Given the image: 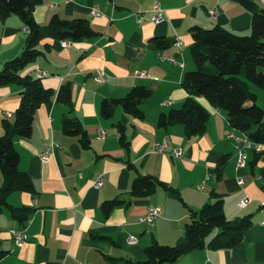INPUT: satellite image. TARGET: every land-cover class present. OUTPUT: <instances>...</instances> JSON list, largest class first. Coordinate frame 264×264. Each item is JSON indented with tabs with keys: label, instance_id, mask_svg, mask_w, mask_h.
Instances as JSON below:
<instances>
[{
	"label": "crops",
	"instance_id": "crops-1",
	"mask_svg": "<svg viewBox=\"0 0 264 264\" xmlns=\"http://www.w3.org/2000/svg\"><path fill=\"white\" fill-rule=\"evenodd\" d=\"M252 1L264 9L261 0ZM154 2L163 9L158 23L151 20ZM94 6L98 15L91 13ZM53 14L85 18L97 35L67 40V46L44 38L37 44L40 54L21 72L39 78L44 88L52 90V97L35 110L30 137L14 139L18 169L31 179L32 188L10 192L7 202L30 212L22 223L7 209L0 212V250L4 251L0 264H127L144 259L143 250L153 241L172 245L182 238L189 209L211 201V191L222 195L226 218L249 214L251 225L232 248L194 249L167 264H264V154L254 159L256 154L249 150L246 165L236 168L235 144L226 136L232 130L226 113L215 112L203 96L198 101L210 114L202 133L187 137L181 123L157 126L161 112L180 108L185 99L181 80L194 69L190 28L219 25L247 35L250 10L236 0H41L33 11L42 26ZM26 34L17 15L1 22L0 70L21 52ZM155 37L167 44L158 46ZM176 37L182 39L179 47L173 44ZM161 55H173L174 62L160 59ZM97 70L104 71L105 81H97ZM39 72L45 75L38 77ZM136 85L151 90L140 104L142 118L131 116L120 105L109 116L101 113L103 100L121 98ZM253 91L258 90L253 87ZM19 102L18 86H0V136L3 122L11 120L4 113H13ZM63 118L80 122L89 138L87 146L79 136L62 131ZM100 129L103 137L98 136ZM153 142L167 146L154 152ZM176 147L181 149L179 157L173 155ZM45 151L50 154L47 161L41 159ZM226 154L228 160L216 176L217 162ZM99 175L102 183L95 187ZM138 175L150 176L160 185L152 193L134 197L131 183ZM2 182L0 172V186ZM245 195L250 201L242 207L239 201ZM113 198L123 202L105 214L101 203ZM151 206L159 208V216L151 223L140 222ZM12 228L24 229L20 246L9 231ZM129 235L136 243H128Z\"/></svg>",
	"mask_w": 264,
	"mask_h": 264
},
{
	"label": "trees",
	"instance_id": "trees-1",
	"mask_svg": "<svg viewBox=\"0 0 264 264\" xmlns=\"http://www.w3.org/2000/svg\"><path fill=\"white\" fill-rule=\"evenodd\" d=\"M41 0H0V24L10 15H17L27 28L21 52L6 61L0 70V86L12 83L19 87L20 102L10 121L3 122L0 136V172L3 182L0 186V212L7 209L11 216L22 223L30 209L13 207L7 196L15 190H30L32 181L18 169L19 154L14 146L15 138H29L35 110L49 102L52 90L44 88L39 78L22 75V70L39 54L37 44L44 38L58 40H80L96 36L85 18H61L53 14L47 23L38 24L33 16L35 6ZM251 12V30L247 35H238L222 26L210 28L193 26L190 28L191 57L194 69L184 73L181 86L186 92L180 108H170L161 112L157 119L158 127L181 123L185 135L191 137L202 133L206 127L209 111L198 101L205 97L212 106L226 113L230 126L246 133L254 142L264 143V109L256 103V94L249 89L248 82L257 84L264 91V9L252 0H236ZM158 46L167 44L161 37H155ZM151 90L144 85L133 86L121 98L105 99L101 113L109 116L114 106L120 105L135 118H142L140 104L148 98ZM250 101L249 105L245 103ZM65 134L77 135L83 146L89 138L80 122L73 118H63L61 123ZM256 156L260 153H255ZM228 155H222L215 167L219 176ZM264 178V167L261 170ZM160 184L147 175L135 176L131 183V195L139 197L152 193ZM168 188L176 193L172 187ZM211 201L199 209H189V219L183 228V235L175 244H160L153 241L144 248V259L127 261V264H167L181 255L199 248H232L236 246L251 225L250 215L226 218L221 194L210 192ZM123 200L113 198L101 203V210L108 214ZM217 230L211 238L206 237ZM4 251L0 250V257Z\"/></svg>",
	"mask_w": 264,
	"mask_h": 264
},
{
	"label": "built area",
	"instance_id": "built-area-1",
	"mask_svg": "<svg viewBox=\"0 0 264 264\" xmlns=\"http://www.w3.org/2000/svg\"><path fill=\"white\" fill-rule=\"evenodd\" d=\"M262 3H264V0H261ZM152 17L151 20L154 23H158L159 21H161L163 19V9L160 6V4L158 2H154L152 5ZM215 10H211L210 14L214 15L215 14ZM91 13L92 15H98L99 11L97 9V7H92L91 8ZM137 21H141V17H137ZM26 32L28 31L27 28H25ZM62 41V45L63 46H67L68 45V41L67 40H61ZM173 44L175 46H181L182 44V39L179 37H176L173 41ZM160 59H164V60H168L171 62H174V56L173 55H161ZM179 66H183V63H179ZM38 77H42L45 75V73L43 72H39ZM136 75L138 76H144L145 74L143 72H137ZM96 79L99 82H103L106 79V74L104 73V71L102 70H97L96 71ZM215 112H219L218 108H214ZM5 117L8 119H12L13 117V113L6 111L5 113ZM105 134V132L100 129L98 131V136L99 137H103ZM228 138H230L235 146V156H236V163L235 166L236 168H241L244 167L246 165V156H247V151L251 150L254 153H260V154H264V143H260V142H254L252 140H250L248 138V136L246 135V133L243 132H239L236 129L232 128V130L228 131L227 135ZM167 146L166 142H153V150L154 152H160L161 150H163L165 147ZM181 154V149L178 147L173 149V155L176 157H179ZM50 154L48 151H45L44 153L41 154V159L44 161H47L49 158ZM206 178H208V176H206ZM257 178H260V176H257ZM102 176L99 175L96 177L95 182H94V186L95 187H99L102 183ZM203 182L201 181V183L198 185L199 189L203 188ZM237 183L238 184H242L243 183V179L241 177L237 178ZM250 198L245 195L240 201H239V205L240 206H245L249 203ZM160 211L158 207L155 206H151L148 211L142 215L139 218L140 222H145V223H151L157 216H159ZM11 235L14 238V242L17 246H20L24 240H25V232L23 228H12L9 230ZM129 244H134L136 243V238L133 235H129L128 239H127ZM81 264H88V263H81Z\"/></svg>",
	"mask_w": 264,
	"mask_h": 264
},
{
	"label": "rangeland",
	"instance_id": "rangeland-1",
	"mask_svg": "<svg viewBox=\"0 0 264 264\" xmlns=\"http://www.w3.org/2000/svg\"><path fill=\"white\" fill-rule=\"evenodd\" d=\"M248 85L251 92L255 93V91H253V87L258 90L256 91L257 93H255L257 94L256 103L264 109V91L257 84L253 82H248Z\"/></svg>",
	"mask_w": 264,
	"mask_h": 264
}]
</instances>
